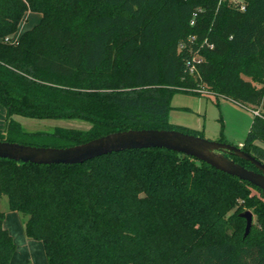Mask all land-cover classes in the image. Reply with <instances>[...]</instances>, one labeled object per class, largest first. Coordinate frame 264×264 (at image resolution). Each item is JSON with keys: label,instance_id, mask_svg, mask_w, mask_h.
Listing matches in <instances>:
<instances>
[{"label": "trees", "instance_id": "16d2710c", "mask_svg": "<svg viewBox=\"0 0 264 264\" xmlns=\"http://www.w3.org/2000/svg\"><path fill=\"white\" fill-rule=\"evenodd\" d=\"M26 11L41 18L12 42ZM180 90L258 110L241 149L264 162V0H0V140L65 147L175 128L169 100ZM14 115L89 127L28 131ZM2 195L47 264H264V190L183 152L0 158ZM247 209L255 221L244 236ZM3 218L0 209V264H9L16 244Z\"/></svg>", "mask_w": 264, "mask_h": 264}, {"label": "water", "instance_id": "95a60500", "mask_svg": "<svg viewBox=\"0 0 264 264\" xmlns=\"http://www.w3.org/2000/svg\"><path fill=\"white\" fill-rule=\"evenodd\" d=\"M158 147L186 153L196 159L202 160L217 169L251 182L264 190V162L257 159L241 146L211 140L200 135L180 131L175 128H135L105 133L104 135L88 139L86 142L72 146H46L21 143L16 141L0 140V158L14 159L21 162L35 164H73L103 156L107 153L122 150H135ZM233 154L243 160H248L257 170L244 167L234 158ZM245 218L244 236L249 232L253 213L247 209L239 213Z\"/></svg>", "mask_w": 264, "mask_h": 264}, {"label": "rangeland", "instance_id": "374dc122", "mask_svg": "<svg viewBox=\"0 0 264 264\" xmlns=\"http://www.w3.org/2000/svg\"><path fill=\"white\" fill-rule=\"evenodd\" d=\"M230 1L231 3L236 2V0ZM24 24L25 22L22 26ZM26 26L28 27V25ZM169 106L168 120L176 129L234 145L243 143L254 116L250 106L238 104L218 94L206 95L184 90L175 91L170 97ZM14 118L19 121L24 130L28 131L53 132L57 127L77 129H87L89 127L87 122L78 118L37 119L20 115H14ZM0 209L4 216L7 215L5 219H11L12 216H15V221L18 222V230L14 229L11 231L12 233H9L12 234L11 236H13L16 244L9 264H47L42 242L24 236L21 230L22 223L25 222V216L16 210L11 211L9 209L6 195H2L0 198ZM254 221L255 215H253ZM21 236L27 239L25 243L22 242Z\"/></svg>", "mask_w": 264, "mask_h": 264}, {"label": "crops", "instance_id": "0c3cea01", "mask_svg": "<svg viewBox=\"0 0 264 264\" xmlns=\"http://www.w3.org/2000/svg\"><path fill=\"white\" fill-rule=\"evenodd\" d=\"M23 17L24 18L18 24V27H17L16 31H14V33L11 35L12 42H15L20 37V35L22 34V31H24V30H26L28 28H31L32 26H34L35 24H37L38 21L41 18L39 12L36 13V12H32V11H26ZM24 22H25V24H24V26H22V24ZM26 25H28V27ZM5 115H6V112H5L4 108H3V106L0 104V131H2L3 128H4L3 127V124H4V120H5ZM241 144L242 143H240L239 146H241ZM13 211H15V210H13ZM12 213H15V212H12ZM12 215H14V214H12ZM6 216H4V218H3V222H4L5 228H7V230H8L9 233L11 231H13L14 229L17 231L18 230V226H17L18 222L15 221L16 220V217L15 216H12L11 219H9V218L8 219H5ZM23 225H24V223H22V230H21L22 232H23ZM11 228H12V230H11ZM18 236H20V234H18ZM24 236H25V234H24ZM21 237H22V242L25 243L27 239H24L23 236H21Z\"/></svg>", "mask_w": 264, "mask_h": 264}, {"label": "built area", "instance_id": "2783aa9c", "mask_svg": "<svg viewBox=\"0 0 264 264\" xmlns=\"http://www.w3.org/2000/svg\"><path fill=\"white\" fill-rule=\"evenodd\" d=\"M195 14V13H194ZM191 23H193V20H191ZM254 115H259V111L258 110H252Z\"/></svg>", "mask_w": 264, "mask_h": 264}]
</instances>
